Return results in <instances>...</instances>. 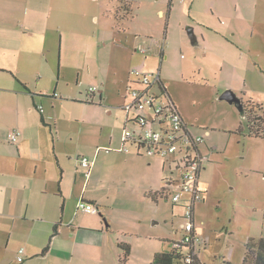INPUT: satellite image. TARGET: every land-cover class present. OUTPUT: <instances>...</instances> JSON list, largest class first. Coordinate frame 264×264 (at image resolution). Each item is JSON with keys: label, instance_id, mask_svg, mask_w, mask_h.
Returning <instances> with one entry per match:
<instances>
[{"label": "crops", "instance_id": "obj_1", "mask_svg": "<svg viewBox=\"0 0 264 264\" xmlns=\"http://www.w3.org/2000/svg\"><path fill=\"white\" fill-rule=\"evenodd\" d=\"M200 3L192 0L190 4V8L196 4V16L201 15ZM56 6L60 7L44 0H0V264H100L109 260L110 242L118 243L123 235L139 231L144 216L153 218L154 225H169L172 234L180 236L177 222L182 214L175 209L184 204L172 203L170 210L162 205L170 192L168 182L175 178L178 157L148 156L134 145L120 151L123 130L136 128L135 113L122 109L127 90L124 103L108 107L104 89L98 91L96 101V92L83 100L79 90L70 88L62 72L71 65L62 58V50L73 45L79 26ZM158 14L163 17L162 10ZM205 25L201 23V30L203 26L227 41L228 33ZM195 26L186 29V37L189 34L194 46L201 40V50H206L207 35L203 30L198 34ZM134 39L128 37L126 42L137 51L140 38ZM57 44L56 74L52 53ZM81 64L74 70L83 71L87 64L88 75L104 82L92 63ZM130 83L129 78L127 86ZM13 129L20 136L10 144L6 136ZM81 157L91 162L87 178ZM201 171L202 203L210 195V185ZM81 201L95 204L98 213L79 211ZM196 204L194 230L204 243L206 232L200 235L196 228ZM161 238L179 243L181 236L170 240L163 232Z\"/></svg>", "mask_w": 264, "mask_h": 264}, {"label": "rangeland", "instance_id": "obj_2", "mask_svg": "<svg viewBox=\"0 0 264 264\" xmlns=\"http://www.w3.org/2000/svg\"><path fill=\"white\" fill-rule=\"evenodd\" d=\"M44 1L59 5L55 9L65 11L79 26L74 46L62 50V58L71 65L62 73L70 88L79 90L78 97L87 99L89 87H95L96 101L98 91L104 89L108 107L124 103L131 71L154 77L159 72L160 81L192 135L209 132L210 137L200 145L202 155L207 157L203 162L206 169L201 172L213 194L209 192L204 202L196 204V228L200 235L205 231L207 237L198 247V259L202 264H241L243 244L264 238V140L238 134L244 121L242 113L219 97L231 91L244 102L245 109L260 105L264 114V0H201L198 16L193 12L196 4L190 8L192 0L183 4L180 0ZM83 8L88 11L83 12ZM159 10L163 11L162 18ZM201 23L212 25V31L216 28L228 33L227 41L202 26L207 49L201 50V40L199 46L192 45L186 29L198 25L200 34ZM178 34L186 43L180 42ZM134 36L140 38L135 45L137 51L130 41L126 42L128 37L135 40ZM139 48L146 50V55ZM52 54L57 74L59 44ZM85 62L92 63L95 73L104 77V88L100 78L88 75ZM80 63L85 65L79 73L74 69ZM154 91L164 99L158 87ZM146 114L152 118L149 108ZM174 175L177 177V173ZM169 193L162 205L170 210ZM189 197L186 193L182 200ZM183 209L175 211L182 214ZM154 221L144 216L139 231L121 237L118 243L130 247L124 264H150L155 253L169 249L173 242H165L163 232L170 240H179L181 231L180 236H174L169 225H154ZM118 243L110 242L109 260L100 264H119L123 252Z\"/></svg>", "mask_w": 264, "mask_h": 264}, {"label": "built area", "instance_id": "obj_3", "mask_svg": "<svg viewBox=\"0 0 264 264\" xmlns=\"http://www.w3.org/2000/svg\"><path fill=\"white\" fill-rule=\"evenodd\" d=\"M183 4L184 0H180ZM140 52L146 50L139 48ZM131 83L127 87L128 99L122 106V109L128 113H135L133 118L136 128H125L121 135L122 147L120 151L127 152L128 146L134 145L137 149L148 156H158L168 158L176 155L177 177L168 182L172 203L177 205L182 202L184 209L181 219V239L179 244L186 246L191 250L184 256L185 264H199L195 261L198 258V247L202 244V239L195 233L193 222V206L202 201L203 191L198 183V176L203 162L207 157L200 151V145L204 139L209 136L205 132L202 136H193L186 127L183 119L176 111L175 106L159 96L155 87L159 88L161 83L159 72L156 77L144 75L138 71L130 72ZM134 83V85H133ZM162 93V90L159 89ZM96 88L90 87L89 93H95ZM163 94V93H162ZM152 112V118L146 114V109ZM41 110V108H39ZM20 136L16 129L7 133V140L10 144H15ZM81 166L86 170L85 177L89 176L91 162L87 157H81ZM190 193V197L182 200L184 194ZM78 210L87 214H97L98 209L95 204H86L81 201L78 204ZM177 244V243H174ZM22 249L19 250V253ZM22 257L18 258L21 261Z\"/></svg>", "mask_w": 264, "mask_h": 264}, {"label": "trees", "instance_id": "obj_4", "mask_svg": "<svg viewBox=\"0 0 264 264\" xmlns=\"http://www.w3.org/2000/svg\"><path fill=\"white\" fill-rule=\"evenodd\" d=\"M159 89H161L162 93L166 95V99L173 104L172 100L167 94L165 84L161 82ZM257 111V116L253 119L256 129L251 127L250 116H248V113H246V117L241 124L242 126H240L237 131L238 134L252 139L264 140V114L260 105L257 106ZM119 246L123 252V259H120L119 264H124L130 253V247L125 244H119ZM188 253H191V250L188 247L182 246L179 243H172L168 251L155 253L152 256L150 264H185L183 262V258ZM195 261L199 264H202L197 257L195 258ZM241 264H264V238H259L258 240L249 239L245 243Z\"/></svg>", "mask_w": 264, "mask_h": 264}, {"label": "water", "instance_id": "obj_5", "mask_svg": "<svg viewBox=\"0 0 264 264\" xmlns=\"http://www.w3.org/2000/svg\"><path fill=\"white\" fill-rule=\"evenodd\" d=\"M189 40L191 41V37L189 36V34H187ZM220 101H225L229 104L234 105L235 107L238 108V110L242 113V117L245 118V114L243 112V108L242 105L240 103V100L238 99V97L231 91H225L224 93H222L219 97Z\"/></svg>", "mask_w": 264, "mask_h": 264}, {"label": "flooded vegetation", "instance_id": "obj_6", "mask_svg": "<svg viewBox=\"0 0 264 264\" xmlns=\"http://www.w3.org/2000/svg\"><path fill=\"white\" fill-rule=\"evenodd\" d=\"M184 3H185V0H184ZM239 99V98H238ZM240 100V103H241V105H242V108H243V112H244V114H246V113H248V116H250V119H251V127L253 128V129H256V125H255V122H254V118L257 116V114H256V110H257V107H256V109H253V108H249L248 110L247 109H245V106L243 105V101L241 100V99H239ZM246 117V116H245Z\"/></svg>", "mask_w": 264, "mask_h": 264}]
</instances>
